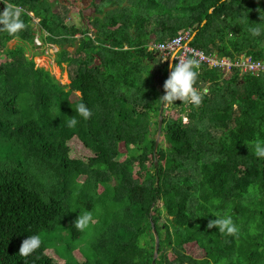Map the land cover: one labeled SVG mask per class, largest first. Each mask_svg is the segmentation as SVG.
Instances as JSON below:
<instances>
[{
    "label": "trees",
    "instance_id": "trees-1",
    "mask_svg": "<svg viewBox=\"0 0 264 264\" xmlns=\"http://www.w3.org/2000/svg\"><path fill=\"white\" fill-rule=\"evenodd\" d=\"M159 1L169 8L154 41L191 28V45L206 53L264 59V0ZM5 3L20 10L26 28L16 37L0 32V264H60L43 240L33 254L20 256L22 242L58 221L64 225L75 203L91 211L97 195L113 207L103 259L81 264H152V224L160 236L156 264H264V159L254 154L255 140H264V71L237 67L226 78L217 67L199 66L194 87L202 103H164L167 145L160 142L155 154L169 64L149 46L153 30L104 16L114 0H92L97 15L83 29L52 0H4L0 12ZM149 4L151 12L137 24L154 14V0ZM249 27L261 35L253 37ZM38 32L59 45L55 60L66 64L68 84L28 56ZM14 39L19 42L9 47ZM81 102L92 112L88 120L76 113ZM172 107L181 112L176 118L166 115ZM75 116L78 124L69 128ZM74 138L93 153L87 160L71 156ZM81 176L75 192L71 184ZM67 196L73 198L65 202ZM225 213L237 236L208 228L213 214ZM189 243L205 256L186 253Z\"/></svg>",
    "mask_w": 264,
    "mask_h": 264
},
{
    "label": "rangeland",
    "instance_id": "rangeland-1",
    "mask_svg": "<svg viewBox=\"0 0 264 264\" xmlns=\"http://www.w3.org/2000/svg\"><path fill=\"white\" fill-rule=\"evenodd\" d=\"M55 3V9L64 16H69L68 22L78 24L81 28H87L90 26L91 19L97 15L95 8L92 5V0H52ZM112 1V0H111ZM63 2V3H61ZM116 6L114 9H110L107 13L104 12V16L109 14H113V16H117L121 21L127 20L128 24L134 25L133 27H138L140 30L146 29V31L152 30L154 34L157 36V31H161L160 21L163 22V19L166 20L164 16L165 11L169 6L165 2H161L159 0H154V14L151 15L148 21L145 24L136 22L142 16H148L151 12L149 0H128L125 3V0H114ZM182 5L187 4L184 0H179ZM179 5V4H178ZM65 8L69 11L65 12ZM55 10V11H56ZM187 9H183L182 13L186 12ZM168 22V21H167ZM82 28V29H83ZM133 29V28H132ZM136 32L135 30H132ZM93 33L89 32V35ZM42 33L38 32L36 37V45L34 47H29L27 54L29 57H34L38 66L45 67L49 69L54 76L62 83L68 84L70 82V72L67 69L66 64L64 67H60L56 63V54L59 50V45L57 46L54 43L45 42L44 39L41 38ZM94 36V35H92ZM19 41L14 39L9 42V47H15ZM244 53L241 54V56ZM240 56V55H239ZM3 61V56L0 57V62ZM159 59L155 62V66L158 67ZM156 71V69L154 70ZM231 75V72L226 74V78ZM73 99H77V96H73ZM181 114L178 108L172 107L168 112H166L167 116L170 117H178ZM186 115V114H184ZM160 117V116H159ZM216 136L221 135V131H217ZM162 142L165 146L167 145L164 136L161 138ZM71 147V156L76 158H82L87 160L93 153L87 149L77 138H74L70 142ZM125 151L124 146H121V150ZM126 155L122 156L121 160L125 158ZM137 165V164H136ZM138 169V166L135 167ZM85 177L81 176L75 180H73L71 184V188L75 190V192L80 189V181ZM77 191V192H78ZM72 196L64 197V201L68 202L72 199ZM94 208L91 210L93 215V223H90L89 227L80 232L79 235L73 234V229L71 225L75 224L76 219L78 218L80 213L87 210L85 206L77 209V203H75L71 209V217L69 220L63 225V221H58L55 223V228L53 230H43L40 233V236L43 242L46 244L48 254L54 257L60 264L68 262L69 264H81L85 261H89L91 263H96L103 259V251L101 248V243L105 238L103 235L107 232L109 225L112 220V204L108 199H103L101 196L97 195L94 197ZM162 205V204H160ZM72 225V226H73ZM186 253L192 255L196 258H203L205 256V251L200 248L196 243H189L185 247ZM172 254V258L174 257L173 251L170 250ZM224 262V261H223Z\"/></svg>",
    "mask_w": 264,
    "mask_h": 264
},
{
    "label": "clouds",
    "instance_id": "clouds-1",
    "mask_svg": "<svg viewBox=\"0 0 264 264\" xmlns=\"http://www.w3.org/2000/svg\"><path fill=\"white\" fill-rule=\"evenodd\" d=\"M4 0H0L2 3ZM6 9L0 12V32L6 31L9 36L16 37L20 32L25 30L26 24L24 20L21 19L20 10L13 4L5 3ZM261 15V21H264V15ZM37 22V20H34ZM248 32L253 36L261 35V29L259 27H249ZM193 32V38H194ZM179 35V34H178ZM177 36V35H176ZM192 38V40H193ZM159 53V52H158ZM217 53V52H216ZM160 54V53H159ZM247 55L246 53H244ZM241 56V54H239ZM235 56L233 58H238L240 56ZM162 56V55H161ZM252 57L251 55H247ZM175 58V57H174ZM232 58V57H231ZM253 58V57H252ZM264 60V59H258ZM165 61V60H164ZM178 63L171 66V72L169 78L164 83L165 95L161 100L165 104H172L173 102L181 101L190 103L193 106H199L202 103V94L198 92L194 87L198 80V61L195 59H178ZM169 63V61H168ZM227 74L228 72L224 68H218ZM235 107V105H234ZM76 113L82 117L84 120H88L92 116V112L89 107L81 102L76 108ZM184 123H188V118H184ZM78 124L76 116L69 118L67 126L73 128ZM254 154L258 159H264V140L257 138L254 142ZM215 219L211 220L208 224V228L217 227L219 233L226 236H237L239 229L234 223L231 215L228 214H213ZM93 215L91 211H84L80 213L75 221L74 227L76 230L83 232L85 231L90 223H93ZM42 245V238L39 234H33L28 236L23 242L19 249V255L23 257H28L38 250Z\"/></svg>",
    "mask_w": 264,
    "mask_h": 264
},
{
    "label": "built area",
    "instance_id": "built-area-1",
    "mask_svg": "<svg viewBox=\"0 0 264 264\" xmlns=\"http://www.w3.org/2000/svg\"><path fill=\"white\" fill-rule=\"evenodd\" d=\"M193 32V29L189 28L169 40L154 42L150 48L158 51L165 61L173 59L174 64L179 62L178 59H195L198 61V67L207 65L210 68H224L227 71L238 67L242 73L264 71V60H255L245 54L236 59L228 56L221 57L191 45Z\"/></svg>",
    "mask_w": 264,
    "mask_h": 264
},
{
    "label": "water",
    "instance_id": "water-1",
    "mask_svg": "<svg viewBox=\"0 0 264 264\" xmlns=\"http://www.w3.org/2000/svg\"><path fill=\"white\" fill-rule=\"evenodd\" d=\"M33 25L36 24V21H33L32 23ZM196 35V33H194V36ZM168 75H167V79L169 78V75H170V72H171V66L173 65V59H171L168 63ZM165 95V93H164ZM164 107H165V104L164 102L162 103L161 105V109H160V117H159V124H158V132H157V136H156V142H155V149H154V153L156 154L157 153V150H158V147H159V143L160 141L162 140V127H163V112H164ZM155 163L158 164V160L156 159L155 160ZM153 225V232L155 234V238H156V246H155V253H154V259H153V262L152 264H156V259L158 257V254H159V246H160V236L154 226Z\"/></svg>",
    "mask_w": 264,
    "mask_h": 264
},
{
    "label": "crops",
    "instance_id": "crops-1",
    "mask_svg": "<svg viewBox=\"0 0 264 264\" xmlns=\"http://www.w3.org/2000/svg\"><path fill=\"white\" fill-rule=\"evenodd\" d=\"M153 35H152V37H150L151 38V43L149 44V46H151L154 42H156V41H154L155 40V34L154 33H152Z\"/></svg>",
    "mask_w": 264,
    "mask_h": 264
}]
</instances>
